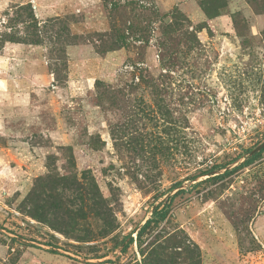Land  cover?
Listing matches in <instances>:
<instances>
[{"label": "rangeland", "instance_id": "374dc122", "mask_svg": "<svg viewBox=\"0 0 264 264\" xmlns=\"http://www.w3.org/2000/svg\"><path fill=\"white\" fill-rule=\"evenodd\" d=\"M161 247L264 264V0H0V264Z\"/></svg>", "mask_w": 264, "mask_h": 264}, {"label": "trees", "instance_id": "16d2710c", "mask_svg": "<svg viewBox=\"0 0 264 264\" xmlns=\"http://www.w3.org/2000/svg\"><path fill=\"white\" fill-rule=\"evenodd\" d=\"M225 167H216L215 170H221ZM184 191H178L176 194H174L173 196H171L167 203L165 205L162 206H158L154 209L153 214L151 219L147 220L146 223L139 228V230L137 231V244L139 245V247L143 246V241L142 238L144 237V235L148 234L149 231L153 230L157 225H161L162 223L166 222L172 212V206H173V201L174 199L181 194ZM133 240L130 241L129 244H132ZM123 241L120 243V247L123 246ZM47 246H52V245H47ZM128 247V245H126V248ZM166 248L161 247L160 250H155V255L158 259L159 264H174L175 260L173 258L172 255H166ZM190 253V250H189ZM106 257V256H105ZM105 257H98V259H103Z\"/></svg>", "mask_w": 264, "mask_h": 264}]
</instances>
